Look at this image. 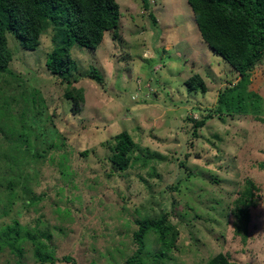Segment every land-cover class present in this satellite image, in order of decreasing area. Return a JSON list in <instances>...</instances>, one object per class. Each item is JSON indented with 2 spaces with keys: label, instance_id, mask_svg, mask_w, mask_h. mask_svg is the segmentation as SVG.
<instances>
[{
  "label": "rangeland",
  "instance_id": "374dc122",
  "mask_svg": "<svg viewBox=\"0 0 264 264\" xmlns=\"http://www.w3.org/2000/svg\"><path fill=\"white\" fill-rule=\"evenodd\" d=\"M117 2L121 42L106 34L96 51L74 49L76 66L64 76L46 67L53 27L34 52L8 34L15 77L0 75V234L18 221L34 242L19 244L22 256L1 247L0 264H41L37 251L77 264H127L137 250L136 221L164 215L179 232L168 264H201L219 253L264 264V123L252 114L212 115L196 132L194 126L216 110L237 72L203 42L187 0H149L150 11L142 0ZM92 67L103 86L85 77ZM196 73L205 94L185 85ZM249 79L248 92L263 97L264 119V61ZM68 87L84 89L79 110L64 97ZM18 106L23 122L15 117ZM22 125L45 159L16 150L12 139ZM124 131L136 150L129 169L113 174L112 148ZM13 153V161L5 159ZM250 182L255 206L244 238L236 234L234 212ZM155 237L145 252L157 253Z\"/></svg>",
  "mask_w": 264,
  "mask_h": 264
},
{
  "label": "trees",
  "instance_id": "16d2710c",
  "mask_svg": "<svg viewBox=\"0 0 264 264\" xmlns=\"http://www.w3.org/2000/svg\"><path fill=\"white\" fill-rule=\"evenodd\" d=\"M144 9L151 10L149 0H142ZM194 14L201 39L235 72L239 79L234 86L220 91L217 108L213 113L201 121H195V132L205 125L213 116H245L254 115L256 120L264 123L258 114L261 111L263 97L257 92H248L252 84L249 77L258 64L264 61V0H187ZM154 25H157L155 15L151 14ZM50 27L55 30L54 49L46 59L47 70L55 76L69 74L76 66L72 52L76 48L96 51L102 45L106 34L115 40H122L121 12L117 0H0V75L9 74L13 61V51L9 47L8 34L19 42L22 49L34 52L41 45L42 36ZM1 77V76H0ZM105 84L103 75L96 67L85 76ZM185 85L189 92H208L204 78L199 74L192 75ZM22 89V87H21ZM20 97L25 98L23 92ZM66 100L72 102L79 110L85 102L83 88L66 89ZM19 101V100H17ZM25 102V101H24ZM35 100L33 98V104ZM36 105V104H34ZM76 110V114L78 113ZM15 117L18 122L25 119L24 108L18 106ZM213 115V116H212ZM25 126L12 139L16 150L19 148L25 157L34 160L43 159V148L38 149L31 144L29 136L24 133ZM64 144V143H63ZM65 145V144H64ZM61 145V148H64ZM136 145L129 133L122 132L116 137L112 148L110 161L113 165L111 172L117 168L119 172L129 169ZM5 159L14 160L15 155ZM45 159V158H44ZM10 171V170H9ZM12 178V177H11ZM14 179V178H12ZM9 178L8 194L13 191V184ZM250 189L236 202L234 212L236 234L247 237L251 222L250 209L255 206V196L251 189L255 184L250 182ZM137 231L133 233V240L137 250L127 259V264H168L170 253L177 248L179 232L169 222L166 215L160 219L136 221ZM156 236L153 244L159 245L156 254L147 253L146 248L150 236ZM34 242L31 233L23 234L18 221L0 234L1 247H7L18 256L23 255L19 245L22 241ZM36 255L41 264H77L71 256L53 258L37 251ZM201 264H240L232 261L230 256L219 253L216 256L199 259Z\"/></svg>",
  "mask_w": 264,
  "mask_h": 264
}]
</instances>
